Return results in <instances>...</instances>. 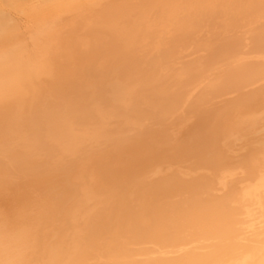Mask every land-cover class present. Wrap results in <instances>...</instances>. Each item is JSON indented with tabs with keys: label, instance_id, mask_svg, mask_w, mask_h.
Here are the masks:
<instances>
[{
	"label": "bare ground",
	"instance_id": "bare-ground-1",
	"mask_svg": "<svg viewBox=\"0 0 264 264\" xmlns=\"http://www.w3.org/2000/svg\"><path fill=\"white\" fill-rule=\"evenodd\" d=\"M21 1L0 264H264V0Z\"/></svg>",
	"mask_w": 264,
	"mask_h": 264
},
{
	"label": "rangeland",
	"instance_id": "rangeland-1",
	"mask_svg": "<svg viewBox=\"0 0 264 264\" xmlns=\"http://www.w3.org/2000/svg\"><path fill=\"white\" fill-rule=\"evenodd\" d=\"M25 1H26V2H25ZM27 1H28L29 3H28ZM0 3H1V2H0ZM30 3H31V1H29V0H23V1H21V3L19 4L20 6H17V7H16V6H11L10 4H9V5H3V4H2V7H3L4 9H8V8H9V9L6 10V11L10 12V14H11L15 19H17V20H19V19L27 20V19H29L28 17L31 15V14H30ZM10 7H11V8H10ZM15 7H16V8H15ZM22 7H23V9H22ZM11 12H12V13H11ZM20 13H22L23 15L20 14ZM28 13H29V14H28ZM14 15H15V16H14ZM16 17H17V18H16ZM62 26H64V24H62ZM208 33H209V32H208ZM208 33H207V34H208ZM210 33H211V32H210ZM209 35H211L210 37L212 38V35H213V34H209ZM209 35L206 36V34L202 32V33H201V37H200V35H199V36H197L196 39H197V40H200V39L203 40V39H205V38L207 37V40H208V39H211L210 37L208 38ZM203 36H204V37H203ZM198 38H199V39H198ZM214 39L217 40V37H216V38L214 37ZM214 39H213V40H214ZM205 40H206V39H205ZM216 40H215V41L208 40L207 42L204 41L203 44L198 43V44L201 45V46H200V45H198V46H200V49H201L202 46L205 45L206 43H208L209 41H211V42L208 44L209 46H211V45L213 46V43H214V42H216L215 45H216V44L218 45L217 42L222 41V40H220V41H216ZM205 42H206V43H205ZM208 45H207V46H208ZM215 45H214V46H215ZM194 46H195V45H194ZM194 46H193V47H194ZM207 46H206V45L203 46L202 49H203V50L206 49ZM212 46H211L212 50H215V49H217V48L219 47V45H218V47L216 46L217 48L213 46V47L215 48V49H214ZM193 47H191V48H193ZM191 48H189L188 50H189V52H190V51H193L192 54H189V52L187 53L186 51L183 52L184 54H186V55H184V57H183L184 60H186V61H188L190 58L194 59L195 56L199 55V54L197 53V52H199V51H200V54H201V53H204V51H201L202 49L199 50V48H198V49H195V47H194L193 49H195V50H193V49L190 50ZM211 48H210V49H211ZM197 50H198V51H197ZM212 50H211V51H212ZM196 51H197V52H196ZM205 51H206V50H205ZM207 52H208V51H207ZM208 53H209V52H208ZM208 53H207V54H208ZM196 54H197V55H196ZM207 54H206V52H205L204 55H207ZM202 55H203V54H202ZM202 55H201V56H200V55L197 56V58H198V59H203L204 57H203ZM185 56H186V57H185ZM187 56H188V57H187ZM193 56H194V58H193ZM201 57H202V58H201ZM192 59H191V60H192ZM195 60H197V59H194L193 61L195 62ZM193 61H188V62H193ZM197 61H198V60H197Z\"/></svg>",
	"mask_w": 264,
	"mask_h": 264
}]
</instances>
